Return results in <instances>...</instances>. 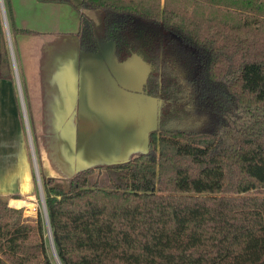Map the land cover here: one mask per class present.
<instances>
[{
    "label": "trees",
    "instance_id": "obj_1",
    "mask_svg": "<svg viewBox=\"0 0 264 264\" xmlns=\"http://www.w3.org/2000/svg\"><path fill=\"white\" fill-rule=\"evenodd\" d=\"M79 1L102 12L119 62L147 63L142 93L162 106L130 160L66 179L37 168L59 263L264 264V0H225L253 15L236 22L202 14L199 0ZM78 37L98 51L85 13ZM2 51L4 39L0 63ZM11 207L0 196V264H51L41 216L30 243Z\"/></svg>",
    "mask_w": 264,
    "mask_h": 264
},
{
    "label": "crops",
    "instance_id": "obj_2",
    "mask_svg": "<svg viewBox=\"0 0 264 264\" xmlns=\"http://www.w3.org/2000/svg\"><path fill=\"white\" fill-rule=\"evenodd\" d=\"M82 13L93 27L94 20L103 26L102 12L84 10L79 0L0 1V44L4 39L7 52L0 63V196L6 201L35 197L34 166L66 179L122 163L154 130L148 121L157 117L159 100L142 93L147 63L135 54L119 62L95 27L98 51H83Z\"/></svg>",
    "mask_w": 264,
    "mask_h": 264
},
{
    "label": "rangeland",
    "instance_id": "obj_3",
    "mask_svg": "<svg viewBox=\"0 0 264 264\" xmlns=\"http://www.w3.org/2000/svg\"><path fill=\"white\" fill-rule=\"evenodd\" d=\"M160 1L163 2V0H160ZM198 3H199L197 5L198 7L196 9L199 10V12H201L202 14H205L207 16H214V17L220 18L228 22L229 21L236 22L238 20H242L244 18H247L248 15L251 17L253 16L251 12H248L246 9L240 8L241 6L237 5L236 3H230L229 1H225V0H223L222 2L221 0H207V2L204 0L203 1L199 0ZM261 19H264V16ZM94 27H95L96 34L100 35V33L103 32V26L98 21L94 20ZM161 106H162V101L159 100V106L157 109V112H158L157 117L155 119H150V121H148V126H150L151 123L153 122V127H152L153 129L157 128L159 110ZM153 120H155V123ZM147 150H148V139H146L145 142L141 144V147L139 149L134 151L135 152L134 154L127 157L128 158L127 160H130L134 158L135 156H138L139 154L146 152ZM31 152H33V150ZM34 168L37 169L38 167L34 166ZM36 186H37V189L35 188V197H33V199L31 200L22 198L24 202H27V204H24V206L18 207L16 203V209L18 208L22 209L21 220L23 221V223H26L27 225H29L31 229V233L29 234L27 238V240H29L30 243H33L34 241H38L39 240L38 238H40L38 234L35 232L36 230L35 218H36L37 213L41 216L42 218V229H41L42 238L41 239L43 243H45V245L47 244V253L49 254L51 258V264H57V262L54 260V258L52 257V255H50L48 251L49 244H48L47 234H46L44 222H43L42 204H41L39 191H38L37 176H36ZM5 201H6V197H5ZM7 202L8 201H6V206L11 207L8 205Z\"/></svg>",
    "mask_w": 264,
    "mask_h": 264
},
{
    "label": "water",
    "instance_id": "obj_4",
    "mask_svg": "<svg viewBox=\"0 0 264 264\" xmlns=\"http://www.w3.org/2000/svg\"><path fill=\"white\" fill-rule=\"evenodd\" d=\"M1 4H2V2H1ZM34 170H35V174L37 176L38 191H39V196H40V200H41V204H42V213H43V218H44V223H45V230H46V234H47V240H48L49 248L51 250V253H52V256H53L54 260L57 262V264H60L59 260L57 259L56 255H55L53 244H52V241H51L50 230H49V225H48V221H47L45 206H44V202H43L41 186H40V182H39V179H38L37 169L34 168Z\"/></svg>",
    "mask_w": 264,
    "mask_h": 264
}]
</instances>
